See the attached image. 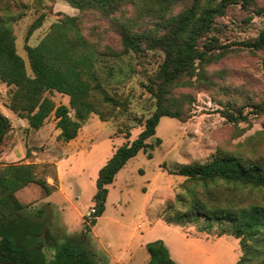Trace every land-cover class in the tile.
<instances>
[{"label": "trees", "instance_id": "16d2710c", "mask_svg": "<svg viewBox=\"0 0 264 264\" xmlns=\"http://www.w3.org/2000/svg\"><path fill=\"white\" fill-rule=\"evenodd\" d=\"M63 1L79 15H64L50 25L38 44L31 45L30 38L46 19L42 13L27 31L26 62L18 52L15 34V25L25 13L11 0H0V82L7 87L6 107L27 121L29 129H41L54 115L60 131L57 138L68 143L78 137L91 115L107 122L118 111L127 112L128 99H122L117 91L120 63L149 53L161 56L155 72L143 84L154 100V112L145 120L135 118L143 128L140 134L130 141L131 132H126L127 142L99 171L93 196L97 210L94 224L105 211L107 186L140 151L152 157L161 144L156 139L161 119L185 122L191 117L194 98L178 91L213 87L216 83L209 67L232 53H264V30L255 39L231 48L220 43L219 20L234 6L246 11L255 8L257 15L263 14L264 8L257 7L258 0ZM83 15H95L108 23L119 50L118 45L103 43L97 32L96 39L87 36ZM54 93L67 96L69 105H58ZM223 106L228 121L248 120L235 101L228 100ZM252 108V114H264V103H254ZM13 130L10 119L0 113V147ZM259 135H264V129ZM50 170L57 181L52 163L19 162L0 168V264H103L90 248L89 227L59 241L48 234L43 212L37 217L28 213L17 198L30 184L39 185L46 195L56 191L57 185L47 178ZM172 174L184 178L185 194L176 195V202L186 210L178 212L174 221L166 219L168 223L184 224L193 218L216 222L224 234L239 240L242 255L236 264H264V157L218 150L210 160L180 166ZM169 208L174 209L173 205ZM146 250V264H179L162 240L147 244Z\"/></svg>", "mask_w": 264, "mask_h": 264}, {"label": "rangeland", "instance_id": "374dc122", "mask_svg": "<svg viewBox=\"0 0 264 264\" xmlns=\"http://www.w3.org/2000/svg\"><path fill=\"white\" fill-rule=\"evenodd\" d=\"M20 5L25 16L15 25L18 52L28 62L24 51L29 26L42 14L43 26L36 30L29 44L36 45L48 32L51 24L64 15H79V11L63 0H11ZM23 4L27 8L23 7ZM258 8H264V0H258ZM255 8L243 10L240 5L228 10L221 18V30L217 33L220 43L235 47L242 41L255 39L264 30V13L255 14ZM85 33L96 39L97 32L103 43L120 48L117 37L108 23L95 15H83ZM96 35V33H95ZM161 56L149 53L140 58L129 57L120 63L122 72L116 76L117 91L122 99H128V111H118L114 118L101 121L91 115L82 127L84 147L71 155L62 167L63 191L46 195L37 184H30L16 195L26 211L42 219L48 226V234L59 241L80 234L90 228V248L96 260L106 264V256L122 258L120 264H146L149 259L146 245L162 240L171 257L179 264H236L242 252L239 240L224 234L221 227L203 218L174 221L178 212L186 208L176 202V195L185 194L184 178L172 174L178 167L210 160L218 150L244 152L250 156L264 157V114L251 113L254 103H264V53L237 51L219 63L209 67L215 81L213 87L182 89L194 98L191 117L181 122L163 117L157 127L156 139L161 144L152 151H140L118 173L115 181L107 186L105 211L94 224L86 218L95 207L93 196L99 170L112 156L115 149L124 145L125 133L130 131V141L142 131L135 118L147 119L155 110L154 100L144 83L155 72ZM30 70V69H29ZM220 75H224L220 78ZM8 100L7 95L5 96ZM58 104L69 105V98L59 93L52 95ZM235 101L248 115L244 122L232 123L222 114L223 104ZM14 121L17 118L12 116ZM28 127V126H27ZM18 126L8 134L0 147V168L6 165L38 159L39 164L63 157L66 143L59 141L55 116L52 115L39 130ZM150 140L151 142H154ZM36 151L32 159L27 151ZM7 154V157L4 155ZM62 153V154H61ZM51 184L52 172L48 174ZM52 204H51V203ZM173 205L174 209L169 208ZM86 218V219H85ZM143 245L141 248L140 246ZM141 248V249H140ZM46 253L51 256L50 250ZM134 253V256L128 257Z\"/></svg>", "mask_w": 264, "mask_h": 264}, {"label": "crops", "instance_id": "0c3cea01", "mask_svg": "<svg viewBox=\"0 0 264 264\" xmlns=\"http://www.w3.org/2000/svg\"><path fill=\"white\" fill-rule=\"evenodd\" d=\"M7 95V87L3 84V83H1L0 82V113H2L3 115H5L7 118H9L10 119V121H11V123H12V125H13V127L14 128H17L18 126H23V127H27L28 126V123H27V121H25V120H22V119H19V118H17L7 107H6V102H7V100H6V96ZM12 116H15L16 118H17V122H15L14 121V119H13V117ZM27 128H29V127H27ZM82 132H83V128L80 130V132H79V135H78V137L76 138V139H74V140H72V141H70V142H68V143H66V145L63 147V151H62V153H63V157L62 158H58L57 160H55L56 158H53V159H51V160H49V163H52V164H54L55 166H56V169H57V175H58V180H59V182H60V187L59 188H57V190H60V191H63V180H62V167H61V163H64V161H66L71 155H76L79 151H80V149H82L83 147H84V136H82L81 134H82ZM59 133H60V131L58 130L57 131V136L59 135ZM116 150V149H115ZM31 152V158L33 159L34 158V156H36V151L35 150H31L30 151ZM61 153V154H62ZM114 153V152H113ZM4 155L7 157V154H5L4 153ZM113 155V154H112ZM112 157V156H111ZM110 157V158H111ZM109 158V159H110ZM108 159V160H109ZM0 160H2V159H0ZM107 160V161H108ZM32 161H34V162H36V163H39L38 162V159H36V161L35 160H32ZM25 162H30L29 160L28 161H25ZM17 163H19V162H17ZM107 163V162H106ZM105 163V164H106ZM12 164H14V163H12ZM104 164V165H105ZM100 171V170H99ZM49 181V183L51 184V182L50 181H52V180H48ZM56 190V191H57ZM55 192V191H54ZM53 192V193H54ZM51 203V202H50ZM52 204V203H51ZM92 209V208H91ZM101 217V216H100ZM99 217V218H100ZM98 218V219H99ZM86 219V218H85ZM141 248L143 247V245H141L140 246ZM140 248V249H141ZM134 256V253H131V255L128 257L129 259H131L132 257ZM149 260V259H148ZM121 261H123L122 260V258H114V257H112L111 255H109V256H106V264H120V262ZM148 262V261H147ZM146 262V263H147Z\"/></svg>", "mask_w": 264, "mask_h": 264}, {"label": "built area", "instance_id": "2783aa9c", "mask_svg": "<svg viewBox=\"0 0 264 264\" xmlns=\"http://www.w3.org/2000/svg\"><path fill=\"white\" fill-rule=\"evenodd\" d=\"M97 214V210L95 207H93L86 215L87 220L92 221Z\"/></svg>", "mask_w": 264, "mask_h": 264}]
</instances>
